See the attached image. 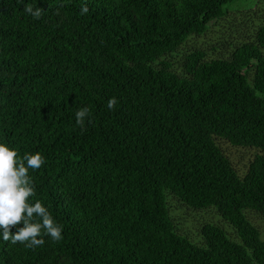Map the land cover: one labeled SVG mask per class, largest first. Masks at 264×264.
Segmentation results:
<instances>
[{"label":"trees","instance_id":"16d2710c","mask_svg":"<svg viewBox=\"0 0 264 264\" xmlns=\"http://www.w3.org/2000/svg\"><path fill=\"white\" fill-rule=\"evenodd\" d=\"M258 1L0 0V139L45 156L36 198L64 227L35 249L0 240V264H264L246 216L264 221V22L226 58L193 50L179 74L169 60ZM216 139L257 150L243 176ZM170 200L235 239L208 223L192 243Z\"/></svg>","mask_w":264,"mask_h":264},{"label":"clouds","instance_id":"9594fccd","mask_svg":"<svg viewBox=\"0 0 264 264\" xmlns=\"http://www.w3.org/2000/svg\"><path fill=\"white\" fill-rule=\"evenodd\" d=\"M23 11L33 20H39L43 15L39 6L25 4ZM88 12L89 7L85 3L80 8V15ZM117 103L116 97L109 98L108 109L114 110ZM90 116L88 107L78 109L75 112L76 125L83 128ZM45 163L46 158L39 151L26 152L21 156L16 147L0 139V240L13 245L19 243L29 249L42 247L45 236L57 243L63 240V225L56 221L44 202L36 198L37 189L31 173L41 169Z\"/></svg>","mask_w":264,"mask_h":264},{"label":"rangeland","instance_id":"374dc122","mask_svg":"<svg viewBox=\"0 0 264 264\" xmlns=\"http://www.w3.org/2000/svg\"><path fill=\"white\" fill-rule=\"evenodd\" d=\"M263 22L264 0H259L256 5H252L248 10L230 8L225 15L214 20L202 36L190 37L177 54L169 59L173 70L179 74L182 71L183 57L193 50L203 51L208 58L228 57L234 46L251 40L256 28ZM216 144L240 176L244 175L249 162L257 153L255 149L234 147L221 139H216ZM169 206L180 232L187 235L192 243L199 244L201 242L200 229L208 223L221 225V228L234 238L231 226L223 220L221 222V218L212 209L194 211L175 200H170ZM246 216L258 229L261 238L264 240L263 219L254 212H247Z\"/></svg>","mask_w":264,"mask_h":264}]
</instances>
